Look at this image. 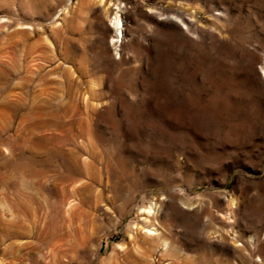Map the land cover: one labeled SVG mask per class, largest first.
<instances>
[{
  "label": "rangeland",
  "instance_id": "374dc122",
  "mask_svg": "<svg viewBox=\"0 0 264 264\" xmlns=\"http://www.w3.org/2000/svg\"><path fill=\"white\" fill-rule=\"evenodd\" d=\"M0 264H264V0H0Z\"/></svg>",
  "mask_w": 264,
  "mask_h": 264
},
{
  "label": "bare ground",
  "instance_id": "6f19581e",
  "mask_svg": "<svg viewBox=\"0 0 264 264\" xmlns=\"http://www.w3.org/2000/svg\"><path fill=\"white\" fill-rule=\"evenodd\" d=\"M114 20H115L114 23H115V25H116V23H118V20H117V18H115ZM144 213H146L147 215H150V214H151L149 210H147V211H143V214H144ZM145 219H146V218H142V220H145ZM147 233H148V234H151V235H154V233L151 232V231H147Z\"/></svg>",
  "mask_w": 264,
  "mask_h": 264
}]
</instances>
